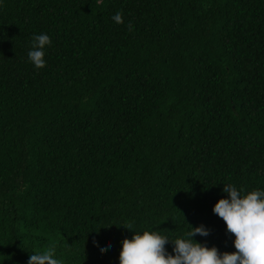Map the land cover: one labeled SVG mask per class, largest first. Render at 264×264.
<instances>
[{
  "label": "trees",
  "instance_id": "obj_1",
  "mask_svg": "<svg viewBox=\"0 0 264 264\" xmlns=\"http://www.w3.org/2000/svg\"><path fill=\"white\" fill-rule=\"evenodd\" d=\"M227 184L264 191V0H0V264H119L128 223L234 252Z\"/></svg>",
  "mask_w": 264,
  "mask_h": 264
},
{
  "label": "clouds",
  "instance_id": "obj_2",
  "mask_svg": "<svg viewBox=\"0 0 264 264\" xmlns=\"http://www.w3.org/2000/svg\"><path fill=\"white\" fill-rule=\"evenodd\" d=\"M111 19L123 24V13L117 11ZM132 30V22L128 24ZM51 44L47 34H39L32 38L28 60L39 70L46 66L44 48ZM234 185L227 184L223 192L227 199H220L213 206L212 212L223 220L227 233L234 236V252L218 251L216 247H207L195 242L192 237L209 235L203 225L192 228L186 238L170 240L159 231H143L142 234L132 231L133 224L128 223L125 229L133 233L131 239L121 243L119 264H264V191L253 190L242 194ZM173 245L171 254L166 245ZM110 247V245L108 246ZM107 249L102 248L101 251ZM55 257V248L29 256L27 264H62Z\"/></svg>",
  "mask_w": 264,
  "mask_h": 264
}]
</instances>
